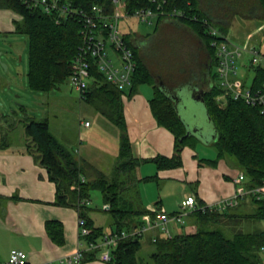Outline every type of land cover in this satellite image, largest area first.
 <instances>
[{
	"label": "trees",
	"instance_id": "obj_1",
	"mask_svg": "<svg viewBox=\"0 0 264 264\" xmlns=\"http://www.w3.org/2000/svg\"><path fill=\"white\" fill-rule=\"evenodd\" d=\"M65 1L71 3L73 7L84 10H90L92 5L98 4L108 12L114 11V0ZM122 1L129 13L141 8L158 10V5H162L161 9L166 13L173 11L182 13V16L177 18L160 15L157 20L160 22L172 19L196 33L209 55V64L212 65L211 78L215 81L217 75L213 74L212 67L217 57L210 43L212 37L209 31L211 27H217L227 34V29L233 21L231 17L225 14L216 16L212 11V3H206L205 0ZM220 1L226 4L221 6L231 10L233 8L234 13L246 9L247 17L264 22V0ZM235 1L238 3H234ZM0 7L12 9L22 15V20L16 23V30L25 34L29 42L27 75L30 88L45 93L59 88L72 73V65L82 43L80 34L82 21L63 19L57 23L54 15L47 14L40 9H31L23 0H0ZM131 46L139 63L133 77L132 90L140 84H152L153 77L144 62L138 59L137 47L134 44ZM254 73L255 85H262L264 67L255 68ZM91 75L92 80L84 99L92 103H102L110 120L118 128L124 130L118 164L111 177L102 173L93 180L83 181L81 178L83 169L79 161L51 133L47 121L26 120L24 133L28 152L39 158L41 165L48 171L49 179L56 184L57 192L54 203L60 206H75L80 215L86 219V225H89L91 229L87 241L97 242L105 233L102 227H94L92 219L88 216L90 207L85 201L90 199L92 190H99L103 201L109 205L117 226L112 233H121L123 230L129 231L142 226L144 221L141 217L149 211H134L121 206V193L127 188L128 182L132 181L131 179L126 181L124 175H130L139 163L132 156L131 142L124 117L123 91L110 83L95 65L92 66ZM188 86L197 88L192 85ZM221 92L222 89L216 82L211 90L205 91L204 103L209 118L215 126L216 136L212 144L215 146L216 156L200 158L199 162L201 165L217 167L222 159L232 155L245 174V187H257L264 183V114L258 107L247 104L242 98L228 97L222 104L217 99ZM174 103L173 97L167 96L158 89L150 99L151 110L157 123L168 129L175 138L173 156L159 155L152 159L157 164L158 170L182 167L183 149L189 145L195 147L199 142L196 135L188 133L187 124L178 115ZM148 178L157 179L158 175ZM253 201L257 204V208L256 212L249 217L264 220V204L255 198ZM199 206L200 208L192 213L197 221V229L193 232L184 231L170 237L157 236L156 241H151L152 249L148 260L139 256L143 247L142 235L126 237L120 240L113 249L111 260L106 264H263L264 230L239 231L232 237H227L221 229L208 228L213 225L215 217L220 216L219 211L222 210H214L208 206L202 207L203 203ZM149 213L152 216L155 215V212ZM136 219L137 223H133ZM46 231L54 243L59 245L65 243L62 222L46 221ZM85 259H99L98 251L85 252Z\"/></svg>",
	"mask_w": 264,
	"mask_h": 264
},
{
	"label": "crops",
	"instance_id": "obj_2",
	"mask_svg": "<svg viewBox=\"0 0 264 264\" xmlns=\"http://www.w3.org/2000/svg\"><path fill=\"white\" fill-rule=\"evenodd\" d=\"M129 19H123L127 24L121 25L120 22V28L128 41L137 47L138 59L142 60L149 69L153 83L140 84L131 90L132 86L122 95L132 156L139 163L130 175H124L126 181L129 179L132 181L128 182L127 188L121 193V206L134 211H155L154 216L147 212L141 217L146 223L147 220L155 221L158 211L163 209L169 214L179 213L181 211L180 203L188 195H194L197 204L203 203L204 206L215 205L219 201L231 197L239 186H245V181L240 183L235 181L243 170L236 161L229 159L230 157L222 159L217 167L201 165L199 159L206 157L200 154L197 146L189 145L182 152V167L158 170L157 164L152 161L159 155L173 156L175 149L174 135L157 123L151 110L150 99L156 90L163 91L167 96L173 97L176 91L183 86L192 85L199 90L209 91L216 82L211 78V68L209 69V67L212 65L209 64V55L202 40L192 29L175 20L166 19L160 22L157 20L156 30L165 29L168 26L184 30L188 36V40L184 43L185 46L197 53L195 60L199 55L201 59L200 63L186 65V70L179 71L180 77L168 76L165 71H153L149 67L146 57L153 53L149 39L150 34L141 35L135 30L133 31L128 22ZM21 20L22 15L19 13L9 8L0 7V33H16V23ZM232 24H234V20ZM263 26L264 22L255 30L248 32L247 37L252 35L253 38L256 31L264 30ZM148 51L150 53H147ZM179 106L177 113L187 124ZM85 121H89L90 125H85ZM0 122L2 124L5 122L4 116H0ZM109 122L112 123L103 115L80 121L79 134L82 141L75 149L77 155L72 154L83 169L81 178L93 180L102 173L108 177L112 176L111 174L118 164L120 136L119 128L113 123L117 139L115 143L108 141L104 130L106 129L111 134L112 126H109ZM9 125L10 123L6 124L3 129L8 131ZM187 128L191 134L196 135L198 143L207 142L205 137L200 138V131L194 133L192 126H187ZM23 130L21 136L18 135L16 142L13 138L10 140L8 137L0 140V147L2 146L0 148V263L8 260L12 250L20 249L27 253L29 264H106L100 259H85V252L89 250H85L87 246L84 241L87 242V236H82L79 232V210L73 205L60 206L54 203L57 192L56 184L49 179L48 171L41 165L39 158L28 152ZM153 175H158V178H148ZM88 201L89 203L86 204H89V210H91V197ZM103 205L105 206L104 210L110 212L109 205L104 201ZM256 208L257 204L251 196L244 197L238 205L219 211L221 212L220 216L215 217L212 224L223 226L228 222L256 221L258 223L252 226V230L246 232L261 231L264 226L260 220L249 217L255 213ZM191 215L192 213L184 217L183 224L176 221H172L173 224L170 222L168 225L170 234L175 235L184 231L193 232L196 230L197 221ZM89 216H91L94 227H102L94 215L90 214ZM48 220H57L63 223L64 244H56L49 238L46 231V221ZM136 221L137 219L133 223H137ZM113 225H115L114 218L110 224V230L105 231L102 227L104 233L108 234L116 230L117 226ZM148 234H150L151 241L153 237L166 236L158 228L147 230L142 237ZM81 240L84 244L83 259L70 261V257L80 247Z\"/></svg>",
	"mask_w": 264,
	"mask_h": 264
},
{
	"label": "rangeland",
	"instance_id": "obj_3",
	"mask_svg": "<svg viewBox=\"0 0 264 264\" xmlns=\"http://www.w3.org/2000/svg\"><path fill=\"white\" fill-rule=\"evenodd\" d=\"M205 1L206 3H212V11L216 16L225 14L234 20V24L230 25L227 29L230 40L238 44L250 42V45L264 52V30L256 31L255 36L250 41L248 40L250 35L247 37L248 32L255 30L263 23L262 21L249 16L247 17L245 14L246 9L234 13L233 8L231 10L225 6H221L226 4H223L220 0ZM234 3L238 2L235 1ZM124 21L123 19L121 20V25L124 23L125 25L127 24ZM128 22L131 24L133 31L135 30V32L141 35L150 34L149 39L153 47V53L150 55L147 54L149 56L146 58H148L149 67L153 71H165L166 75L168 73V76L178 78L180 77L179 71L186 70V65H191L195 62L200 63V55L195 60L197 53L188 49L184 44L188 40L187 33L184 30H177L173 26L156 30V20L152 23H144L130 18ZM28 52L29 42L25 34L19 32L9 34L0 33V116H4L5 119L3 124L0 122V140L8 137L10 140L13 138L16 142L18 135L19 137L21 136L26 120L47 121L51 133L57 140L66 149L74 155H77L75 149L80 145V141H82L79 134L80 121L85 120V118L102 117V115L110 119L105 113L107 110L103 107L102 103L81 100V93L72 88L69 79L61 84L59 88L49 93L31 89L28 84L27 75ZM147 53L150 52L148 51ZM249 60V55H244L239 62V69H241V62L248 63ZM217 70L218 66L214 64L212 67L214 75H217ZM244 72H247V83L250 85L255 73L252 68L250 70L245 68ZM215 81L220 86L218 75L215 77ZM182 89V91H179V95L183 98V103L180 104L179 109L187 120V123H190L193 128L195 126L200 128L204 132L207 140V142L203 141V144L197 143V149L206 158L210 156L215 157L216 149L212 144L215 126L209 118L205 103L189 98L187 93L188 87L183 86ZM219 96H217L218 100ZM8 123H10V129L6 131L3 128ZM109 126H112L110 129L111 134L106 129L104 133L110 143H115L117 139V134L113 130L115 125L112 122ZM123 134L124 130L119 128L120 144ZM228 157L233 161L236 160L232 155ZM91 203V210H88V216L90 214L94 215L98 224L105 231L110 230L113 217L110 212L104 210L105 206L103 205L99 190L95 189L91 191ZM260 222L264 226V220H260ZM255 223L258 222L255 221L253 224L250 221L228 222L223 226L213 224L208 228H219L227 237H232L236 232L252 230V226ZM113 226L115 227V225ZM147 238H150V234L141 237L143 247L139 252V256L144 260L149 259L152 249L151 240ZM262 258L264 264L263 254Z\"/></svg>",
	"mask_w": 264,
	"mask_h": 264
},
{
	"label": "built area",
	"instance_id": "obj_4",
	"mask_svg": "<svg viewBox=\"0 0 264 264\" xmlns=\"http://www.w3.org/2000/svg\"><path fill=\"white\" fill-rule=\"evenodd\" d=\"M23 2L31 9H40L47 14L54 15L57 23L63 19H80L82 21L80 30L82 43L78 48L72 65V73L69 77L70 85L81 93V99H84L92 80L91 69L93 65L118 90L124 92L133 86V77L138 64L131 42L128 41L120 28L122 19L135 18L144 23H152L160 15H167L165 17L171 18L182 16V13L176 11L166 13L161 9L162 5H158V10L141 8L129 13L122 0H114L113 12L106 11L103 6L98 4L92 5L90 10H84L73 7L71 3L65 0H23ZM209 34L212 37L211 46L216 52L215 64L218 66L217 75L222 89L219 100L223 104L228 97L242 98L247 104L258 107L260 112L264 114V82L257 86L253 77L251 84L248 85L247 72H244L245 68L248 70L252 68L255 71V68L259 66L264 67V53L257 47L250 45V42L242 44L233 42L227 34L221 32L217 27H211ZM251 38L252 35L248 37V40L250 41ZM244 55H249L250 60L248 63L241 62V69H239V62ZM84 124L89 126L90 122L85 121ZM82 180L85 179L82 177ZM244 180V172H241L235 179L238 183ZM247 196H251L264 204V183L253 188L239 186L231 197L208 207L214 210L234 207ZM85 202L89 203L88 200ZM180 205L181 211L174 215L163 209L158 211V217L155 221L147 220L142 226L129 231L123 230L121 233L105 234L97 242L84 241L87 246L85 250H97L99 259L107 263L111 260L113 249L120 240L126 237L143 235L151 228H158L170 237L172 236L168 228L170 222L176 221L183 224L186 215L200 208L194 195L186 196ZM86 222V219L79 213L78 225L82 236H88L91 232ZM156 240L157 237H153V241ZM79 243L80 247L70 257V261L83 259L84 244L82 240ZM262 250L264 251V247ZM0 264H29L27 253L20 249H14L11 251L8 260Z\"/></svg>",
	"mask_w": 264,
	"mask_h": 264
},
{
	"label": "water",
	"instance_id": "obj_5",
	"mask_svg": "<svg viewBox=\"0 0 264 264\" xmlns=\"http://www.w3.org/2000/svg\"><path fill=\"white\" fill-rule=\"evenodd\" d=\"M211 68V66L209 67V69ZM186 87H188V89H187V93H188V96H189V98H193V99H196L197 101L198 100H200V101H204V95H205V91L204 90H199V89H197V88H192V87H190V86H186ZM183 89H182V87L181 88H179L177 91H176V93H175V95L173 96V99L175 100V103H174V105H175V108H176V111H177V107H178V105H180V104H182L183 103V98L182 97H180V95H179V91H182ZM188 125L187 126H191V124L190 123H187ZM194 131V133H195V131L197 132H199L200 131V138H203V137H205V134H204V132L202 131V130H200V128H197V126H195V128L193 129ZM188 133L190 134V131H188ZM215 136H216V132H214V134H213V138H215Z\"/></svg>",
	"mask_w": 264,
	"mask_h": 264
},
{
	"label": "bare ground",
	"instance_id": "obj_6",
	"mask_svg": "<svg viewBox=\"0 0 264 264\" xmlns=\"http://www.w3.org/2000/svg\"><path fill=\"white\" fill-rule=\"evenodd\" d=\"M138 62V61H137ZM138 65H139V63H138ZM222 94V93H221ZM207 204V203H206ZM262 205V204H261ZM199 206V205H198ZM108 207V206H107ZM200 207V206H199ZM259 207V206H258ZM261 207V206H260ZM228 211V210H227ZM155 212V211H154ZM256 212V211H255ZM202 213V212H201ZM195 214H197V213H195ZM252 215V214H251ZM192 216V215H191ZM254 219V218H253ZM186 220H187V218H186ZM172 224H173V222H172ZM252 224H253V221H252ZM133 225V224H132ZM179 225V224H178ZM89 226V225H88ZM132 227V226H131ZM128 229V228H127ZM132 229V228H131ZM157 229V228H156ZM102 230V229H101ZM123 230V229H122ZM129 230V229H128ZM264 230V229H263ZM106 234V233H105ZM80 236V235H79ZM124 241V240H123ZM91 251H93V250H91Z\"/></svg>",
	"mask_w": 264,
	"mask_h": 264
}]
</instances>
